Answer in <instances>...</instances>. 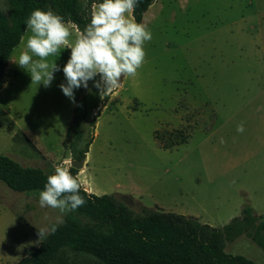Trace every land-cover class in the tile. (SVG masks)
<instances>
[{"label": "rangeland", "instance_id": "374dc122", "mask_svg": "<svg viewBox=\"0 0 264 264\" xmlns=\"http://www.w3.org/2000/svg\"><path fill=\"white\" fill-rule=\"evenodd\" d=\"M9 10L0 0V12ZM141 23L152 33L145 62L107 102L94 87L99 75L74 90L75 103L63 94L67 48L49 58L61 69L51 86L32 84L13 62L25 31L0 90V154L54 171L82 160L79 152L91 141L84 166L75 169L78 180L84 171L90 194L111 195L136 214L147 208L214 228L244 206L264 222V0H155ZM80 100L85 115L75 118ZM183 136L186 143L162 148ZM38 200L39 192L16 193L0 182V264L16 263L50 233L39 238L38 230L56 223L58 210ZM225 252L264 264V251L245 236Z\"/></svg>", "mask_w": 264, "mask_h": 264}, {"label": "trees", "instance_id": "16d2710c", "mask_svg": "<svg viewBox=\"0 0 264 264\" xmlns=\"http://www.w3.org/2000/svg\"><path fill=\"white\" fill-rule=\"evenodd\" d=\"M8 16L0 12V90L13 49L26 31V21L36 9H51L75 29L90 23L92 5L102 0H6ZM155 0H140L133 16L141 23ZM104 101L107 102L106 95ZM85 103L74 107L75 118L85 115ZM98 116L95 115L91 121ZM69 128L65 140L69 139ZM157 139V137H156ZM187 142V136L171 143L169 149ZM88 142L79 152L84 159ZM77 177V171L70 168ZM54 171L24 167L0 154V182L16 193L40 192ZM86 203L63 219L54 234L37 247L27 249L14 264H254L241 255L225 252L227 243L245 236L264 251V222L252 208L244 206L240 216L222 228L201 224L191 216L143 208L136 214L111 195L96 196L81 186Z\"/></svg>", "mask_w": 264, "mask_h": 264}, {"label": "clouds", "instance_id": "9594fccd", "mask_svg": "<svg viewBox=\"0 0 264 264\" xmlns=\"http://www.w3.org/2000/svg\"><path fill=\"white\" fill-rule=\"evenodd\" d=\"M140 0H102L92 5L90 23L83 30L77 29L74 41L71 21L51 9L33 10L26 21L30 33L26 45L13 62L25 69L32 84L50 87L59 65L50 57H58L63 49H70V58L63 66L66 83L59 85L63 94L75 103L74 90L87 89L90 80L99 89L100 96L118 88L125 77H135L146 58L144 45L151 41L152 33L143 23L136 22L133 12ZM236 131H245L244 123ZM224 143L223 138L220 140ZM81 184L70 168L57 164L54 173L47 176L39 192V206L58 210L56 223L50 229L38 230L39 238L46 232L54 234L63 216L86 203L80 195Z\"/></svg>", "mask_w": 264, "mask_h": 264}, {"label": "bare ground", "instance_id": "6f19581e", "mask_svg": "<svg viewBox=\"0 0 264 264\" xmlns=\"http://www.w3.org/2000/svg\"><path fill=\"white\" fill-rule=\"evenodd\" d=\"M79 175L82 177V178L79 177V181L86 188V190L90 193L91 192L90 183H88V182L85 181L86 180V177L84 176V171L80 172Z\"/></svg>", "mask_w": 264, "mask_h": 264}, {"label": "water", "instance_id": "95a60500", "mask_svg": "<svg viewBox=\"0 0 264 264\" xmlns=\"http://www.w3.org/2000/svg\"><path fill=\"white\" fill-rule=\"evenodd\" d=\"M83 166H84V159H82L80 161H76V160L70 161V167L73 169H81Z\"/></svg>", "mask_w": 264, "mask_h": 264}, {"label": "crops", "instance_id": "0c3cea01", "mask_svg": "<svg viewBox=\"0 0 264 264\" xmlns=\"http://www.w3.org/2000/svg\"><path fill=\"white\" fill-rule=\"evenodd\" d=\"M91 193V192H90Z\"/></svg>", "mask_w": 264, "mask_h": 264}]
</instances>
